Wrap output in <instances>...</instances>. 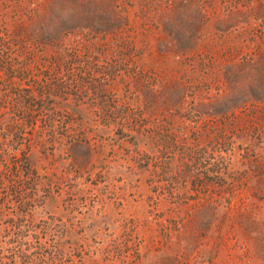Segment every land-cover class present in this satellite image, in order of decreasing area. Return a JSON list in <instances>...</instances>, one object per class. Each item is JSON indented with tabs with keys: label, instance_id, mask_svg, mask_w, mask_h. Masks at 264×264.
<instances>
[{
	"label": "rangeland",
	"instance_id": "1",
	"mask_svg": "<svg viewBox=\"0 0 264 264\" xmlns=\"http://www.w3.org/2000/svg\"><path fill=\"white\" fill-rule=\"evenodd\" d=\"M70 138L91 159L66 176ZM0 144L39 166L0 165V240L18 221L61 237L58 264H264V0H0ZM18 182L39 186L16 217Z\"/></svg>",
	"mask_w": 264,
	"mask_h": 264
},
{
	"label": "trees",
	"instance_id": "2",
	"mask_svg": "<svg viewBox=\"0 0 264 264\" xmlns=\"http://www.w3.org/2000/svg\"><path fill=\"white\" fill-rule=\"evenodd\" d=\"M151 90V89H150ZM32 116L28 115V120L31 122ZM7 129H16L17 128L10 126ZM20 151L19 158H16V160L12 163L11 166L5 168L6 174L8 176L13 177L14 179H18V181H21L19 178L21 177H28V178H37V174L39 171V166L37 162L33 159V152L31 150L30 146H26L24 149L19 150L17 146H6L0 144V165L4 163V158L6 155H10L11 153H16ZM65 151L67 154V157L70 162L71 169H63L64 174L66 176H69L70 172L69 170H74L76 167L77 170H85L84 168L89 164V161L91 159V147L89 143L86 140H75L73 138H70L69 141H67L62 148H53L51 147L50 153L54 155L55 153L57 155H60L61 152ZM83 157V158H81ZM171 168L170 163L166 164L165 169L169 170ZM76 171V169H75ZM171 171V170H169ZM44 182L41 185V192L43 195L39 196L38 199L43 200L44 202H53L56 200L55 195L51 191V180L47 177H42ZM45 183V184H44ZM19 185H16V183L11 185L9 187V192L11 195L15 196L14 199L17 201L18 211L15 213L16 217H19L23 213L26 212V206H29L27 204H23V199H33L36 195H32L27 198H21L20 195V188L22 187L24 190L27 188L33 187L34 190L37 189L39 186V183H34L32 186L29 184H22L18 182ZM3 186L2 178L0 177V188ZM14 221V220H12ZM15 224V231L14 238L13 239H6V237H3V240H0V264H14L15 261L21 260L23 264H58V261L60 258L64 257L65 251H64V243L61 240V237L52 238L50 241L49 248H45L42 246L40 241L38 239H34L35 241H32L30 243L23 241L22 238L28 237L29 231L31 229L25 228V230H21V224L18 223V221L14 222ZM60 229H63L61 227ZM45 232H49L52 230L51 224H45L42 228ZM25 248L24 250L22 248ZM33 250V251H32ZM7 252L9 254V257L7 258L9 262L2 263V254ZM48 256V258L46 257ZM32 260V261H31Z\"/></svg>",
	"mask_w": 264,
	"mask_h": 264
}]
</instances>
